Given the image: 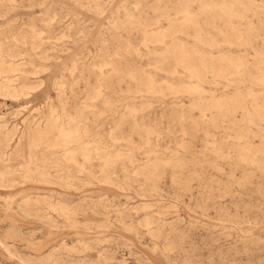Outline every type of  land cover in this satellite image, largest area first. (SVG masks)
<instances>
[{
  "label": "rangeland",
  "instance_id": "1",
  "mask_svg": "<svg viewBox=\"0 0 264 264\" xmlns=\"http://www.w3.org/2000/svg\"><path fill=\"white\" fill-rule=\"evenodd\" d=\"M0 264H264V0H0Z\"/></svg>",
  "mask_w": 264,
  "mask_h": 264
},
{
  "label": "bare ground",
  "instance_id": "2",
  "mask_svg": "<svg viewBox=\"0 0 264 264\" xmlns=\"http://www.w3.org/2000/svg\"><path fill=\"white\" fill-rule=\"evenodd\" d=\"M203 1V0H202ZM13 2V1H12ZM15 3V2H14ZM238 3V2H237ZM237 6V5H236ZM169 13V12H168ZM64 15V14H63ZM211 21V20H210ZM60 23V22H59ZM173 23V22H172ZM204 25V24H203ZM22 29V28H21ZM62 35V34H61ZM64 36V35H63ZM8 39V38H7ZM63 39V38H62ZM71 40V39H70ZM99 40V39H98ZM130 42V41H128ZM48 44V43H47ZM4 46V45H3ZM142 46V44H141ZM133 47V46H132ZM136 47V46H135ZM145 48V47H144ZM65 50V49H64ZM21 52V51H20ZM44 52V51H43ZM136 52V51H135ZM22 53V52H21ZM21 55V54H20ZM128 55V54H127ZM126 59V58H125ZM155 62V61H154ZM100 63V62H99ZM31 64V63H30ZM240 64V63H239ZM82 65V64H81ZM128 66V65H127ZM129 71V70H128ZM127 71V72H128ZM223 74V73H222ZM141 79V78H140ZM149 85V84H148ZM151 86V85H150ZM152 87V86H151ZM141 88V87H140ZM154 89V88H153ZM135 91V90H134ZM77 94V93H76ZM234 98V97H233ZM201 102V101H200ZM102 103V102H101ZM204 103V102H203ZM90 118V117H89ZM39 131V130H38ZM124 138V137H123ZM128 141V140H127ZM40 158V157H39ZM78 158V157H77ZM25 161V160H24ZM182 170V169H181ZM30 261V260H29Z\"/></svg>",
  "mask_w": 264,
  "mask_h": 264
}]
</instances>
